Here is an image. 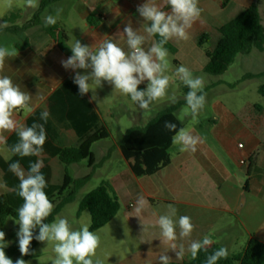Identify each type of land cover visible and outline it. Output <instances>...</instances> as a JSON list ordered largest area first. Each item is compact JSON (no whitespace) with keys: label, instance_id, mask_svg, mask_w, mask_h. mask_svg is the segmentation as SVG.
<instances>
[{"label":"crops","instance_id":"1","mask_svg":"<svg viewBox=\"0 0 264 264\" xmlns=\"http://www.w3.org/2000/svg\"><path fill=\"white\" fill-rule=\"evenodd\" d=\"M255 1L258 2L261 17L264 0H199L203 11L200 19L189 30V38L169 41L176 49L174 55H178L180 48L184 50L191 41L198 47L197 41L202 34H207L210 40L214 33L216 42L218 28ZM144 2L146 0H61L50 5L41 13L38 24L24 31L3 33L0 36V46L11 45L19 51L16 58L6 59L0 75L11 77L22 91L32 95L31 107L34 111L43 107L49 95L65 79H73L76 74V70L62 67L61 61L68 57L45 35L44 17L54 15L56 8L63 9L57 24L65 30L68 46L76 39L93 47L98 46L103 39H113L127 51L126 39L115 35L127 23L143 34L145 22L136 9ZM154 2L164 4V0ZM36 10H20L16 25L29 22ZM153 41H148L145 48ZM186 55L196 57L194 51ZM199 59L200 55H197V61ZM174 63L178 64L177 61ZM205 64L206 60L202 64L203 68ZM145 86L142 84L140 87ZM96 92V102L89 103L108 130V138H112V134L106 122L114 117L116 107L122 108L120 121L131 125L127 128L120 123L117 126L119 139L111 145H101L105 144L103 141L92 145L100 146V150L106 154L105 161H109L111 155L116 153L123 162L120 168L111 167V172L104 180L117 198L119 209L108 224L95 231L105 230L100 235L101 245L97 249L105 256L101 259L103 264H159V256L167 246L159 240V228L152 225L159 215L167 212L170 204L177 209V218L181 215L191 217L195 225L192 240H200L207 235L213 240L212 245L227 247L229 253L234 255L242 253L252 239L264 244V112L260 108H248L245 114L236 116L223 104H212L213 117L204 130L201 124L189 128L183 125V129L204 138L205 142L198 145L195 153L182 152L180 145L172 143L168 150L167 165L151 175L136 177L130 169V161L125 160L120 152L119 140L126 130L144 126L165 107L149 111L128 108L125 103L131 99L107 82ZM91 95V92L85 95L88 101ZM159 105L156 103L154 107ZM23 110H17L16 118L24 124L34 111L23 116ZM11 134L5 135L8 138ZM66 136L73 141L70 134ZM239 144L241 148H238ZM0 156L6 161L11 157L5 145H0ZM250 159L253 160L251 167ZM240 161L245 163L240 164ZM97 166L94 157L90 171L93 173ZM140 196L148 202L141 220L133 216V206ZM184 243L187 246L188 241ZM167 255L172 258L171 264H181L190 256L186 253L179 260L171 250Z\"/></svg>","mask_w":264,"mask_h":264},{"label":"clouds","instance_id":"2","mask_svg":"<svg viewBox=\"0 0 264 264\" xmlns=\"http://www.w3.org/2000/svg\"><path fill=\"white\" fill-rule=\"evenodd\" d=\"M38 6V0H25L26 8L36 9ZM164 6L170 11H165ZM136 11L145 22L143 34L127 23L115 35L126 39L127 51L113 39H103L96 47L82 44L76 39L71 46H67L72 55L61 61L62 67L76 70L73 83L78 86L81 97L92 93L90 103L96 102V90L102 88L104 82L122 95L130 97L144 111H149L154 102L166 97L176 103L177 97L174 94L168 96L170 78L166 73L169 70V51L165 45L171 40H187L189 30L200 19L203 9L199 6V0H164L163 5L154 0H146L137 6ZM62 12V8H56L54 15H46L45 26L55 25ZM7 27V21L0 23V30ZM154 37L159 39L153 41ZM148 41L153 42L145 48ZM18 55L19 51L14 46H0V73H3L6 59ZM175 75L189 89L184 99L192 118L196 119L207 102L204 80L194 76L184 65L175 69ZM142 84L146 86L141 88ZM31 101L32 95L22 91L11 77L0 75V145H7L5 134L15 133L18 141L8 147V151L20 158L40 157L47 140L45 124L50 115L48 111L41 112L42 122H33L31 126H25L16 118L18 109L34 111ZM164 128L175 133L172 142L180 145L182 152L195 153L198 145L205 142L204 138L183 128L177 131L176 123L171 121H165ZM42 167L43 161L40 159L30 162L27 171L19 160L9 164V171L19 179L17 195L23 200L17 209L18 219L15 221L19 225L16 235L21 258L14 262L6 255V234L0 230V264H29L22 257L31 254L30 246L34 239L54 244L53 264H103L97 257L101 237L90 231L89 226L83 225L76 230L67 218L60 217L51 223L45 222L55 206L45 191L47 180L41 171ZM147 204L143 196L138 197L133 206V216L141 220ZM152 227L159 228V240L167 246L159 256V264H171L172 258L167 255L169 250L175 253L176 259L182 260L186 253L196 259L201 251L207 253L214 243L207 235L200 240H192L195 225L191 217L181 215L177 218V209L171 204L166 213L158 216ZM36 229L38 234H34ZM184 241H188L187 246ZM228 256V248L222 246L208 255L204 264H218L219 260L227 259Z\"/></svg>","mask_w":264,"mask_h":264},{"label":"trees","instance_id":"3","mask_svg":"<svg viewBox=\"0 0 264 264\" xmlns=\"http://www.w3.org/2000/svg\"><path fill=\"white\" fill-rule=\"evenodd\" d=\"M61 0H40L36 12L31 20L24 25H16L20 18V10L9 12L2 18L7 21L8 27L0 30L3 33H17L26 30L29 26L40 22V15L45 8ZM164 10H170L167 6ZM88 22L91 23L90 19ZM218 39L211 50H203L206 64L204 73L219 76L222 75L234 62L239 54H248L251 51L264 52V24L260 17L258 2L251 3L247 8L240 11L233 18L218 28ZM44 33L52 39L62 54L68 58L72 55L68 46V36L65 30L57 23L52 26H45ZM158 40L159 37H154ZM209 41L207 34L199 36L197 46L203 49L205 42ZM165 47L169 53L175 54L176 49L168 42ZM182 92L186 95L188 88L181 85ZM259 93L264 95V86L259 88ZM130 98V97H129ZM187 107L185 100H177L159 111L144 126L131 127L125 131L119 140L118 147L123 158L130 161V169L136 177L151 175L161 167L169 163L168 150L172 146L174 132L164 128L165 121L176 123L177 131L183 128L176 113ZM49 112V118L45 124L47 140L40 157H25L13 155L9 160L0 156V180L5 192L0 194V230L8 218L17 220V209L22 205L23 200L17 195L19 179L9 171V164L19 160L21 166L27 171L30 162L37 159L43 161L41 171L47 180L45 189L49 199L54 204L52 214L45 221L51 223L60 211L72 203L78 191L83 188L92 177V170L81 178L71 177L66 170L63 172L60 184H53V168L51 162L56 161L64 166L87 161V167L93 168L94 156L91 147L94 143L105 140L109 132L101 123L86 96L79 95L78 86L73 83L72 78L65 79L47 98L43 107L36 109L24 122L25 126H31L33 122L40 121V114L43 111ZM70 134L73 141L66 135ZM18 141L15 133L7 138L8 149ZM249 167L253 164L250 159ZM119 209L117 198L112 192L108 182L102 181L96 188L85 194L80 200L77 216L83 211L90 214V231H97L108 224L116 215ZM38 234V229L34 231ZM39 241L35 239L30 246L31 254L22 257L26 261L33 259V250ZM219 245H212L207 253L201 251L196 259L191 256L181 264H204L206 257L213 251L220 248ZM6 255L14 262L21 258L18 244H13L6 251ZM218 264H264V244L257 240H250L242 253L230 254L227 259H221Z\"/></svg>","mask_w":264,"mask_h":264},{"label":"rangeland","instance_id":"4","mask_svg":"<svg viewBox=\"0 0 264 264\" xmlns=\"http://www.w3.org/2000/svg\"><path fill=\"white\" fill-rule=\"evenodd\" d=\"M38 0V4H39ZM38 8V7H37ZM36 8V9H37ZM14 10L33 11L35 9L26 8L25 0H0V17L7 15L9 12ZM262 24H264V12L261 15ZM23 23V21H21ZM1 23V20H0ZM216 35L213 33L210 36V40L205 42L203 49L201 50L198 47L191 43L182 50L178 55H173L169 53V70L166 73L170 78V86L168 90V96L173 94L177 97V100H185V94L182 92L181 85H184L182 81L175 75V69L180 65L188 67L194 76L202 77L205 83L204 91L207 94L206 105L201 111L199 116L196 119H193L187 107H182L177 113L176 116L178 120L185 125L187 128L193 125H202V130L205 129L207 122L213 117L211 110V105L215 103L223 104L231 113L234 115L245 114L248 108H260L264 112V95L259 93V88L264 86V52L251 51L248 54H239L236 56L234 62L229 66V68L222 75L212 76L204 73L202 64L205 63V56L203 50H211L215 42ZM195 52L196 57L187 56V53ZM197 55H200L199 61H197ZM174 61H177L178 64H175ZM120 102V100H117ZM160 104L159 106L154 107V104ZM172 102L166 97L163 100L154 102L151 106V110H159L163 107L171 104ZM125 106L133 110L140 109L138 105L132 100L126 101ZM122 108L116 107V112L114 117L108 119L106 122L109 130L112 134V138H107L102 140L101 145L109 146L114 140H118V128L117 126L122 123L125 127H130L131 125H126L125 121H120V113ZM28 109H24L22 115L25 116L28 114ZM264 115V113H262ZM146 117V114H145ZM207 127V126H206ZM100 146H93L92 152L95 157V167L92 173V178L87 184L81 188L75 200L67 204L60 213L55 217V220L60 218H67L69 223L72 225L73 229L78 230L81 226L87 225L90 226V214L88 211H83L79 216H77L78 206L82 197L96 188L102 181L106 180L108 174L111 172V167L113 169L120 168L123 165V162L120 158L117 157L116 153L111 155L109 161H105L106 154L100 150ZM53 168V184H60L62 181V176L64 170L73 177L81 178L87 175L90 169L87 167V161H81L77 164H72L64 166L58 164L56 161L51 162ZM0 187L4 193L6 190L2 186L0 180ZM15 219L8 218L6 219L2 231L5 232V239L7 241V247L5 251L12 246L13 244H18V237L16 235L19 225L16 224ZM105 230L97 232L99 236ZM54 244L39 242L38 246L33 250L35 258L28 259L29 264H53L55 259L54 253ZM97 257L100 259L105 258L102 252H97Z\"/></svg>","mask_w":264,"mask_h":264},{"label":"built area","instance_id":"5","mask_svg":"<svg viewBox=\"0 0 264 264\" xmlns=\"http://www.w3.org/2000/svg\"><path fill=\"white\" fill-rule=\"evenodd\" d=\"M242 147V145L241 144H239L238 145V148H241ZM245 162L244 161H240V164H244Z\"/></svg>","mask_w":264,"mask_h":264}]
</instances>
